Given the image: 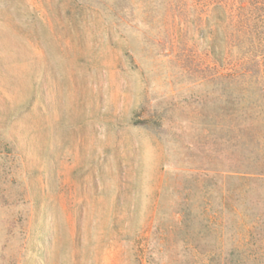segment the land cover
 I'll use <instances>...</instances> for the list:
<instances>
[{
  "label": "rangeland",
  "instance_id": "rangeland-1",
  "mask_svg": "<svg viewBox=\"0 0 264 264\" xmlns=\"http://www.w3.org/2000/svg\"><path fill=\"white\" fill-rule=\"evenodd\" d=\"M225 1L0 0V264H264V53Z\"/></svg>",
  "mask_w": 264,
  "mask_h": 264
},
{
  "label": "trees",
  "instance_id": "trees-1",
  "mask_svg": "<svg viewBox=\"0 0 264 264\" xmlns=\"http://www.w3.org/2000/svg\"><path fill=\"white\" fill-rule=\"evenodd\" d=\"M230 7V16L231 17V29L228 31V35L231 38H234L236 41L241 39V59L244 58L245 62L244 64H249L250 62L246 61L251 54L257 55V53L260 54V52L264 53V44L262 43V31L260 23V16H259V10L260 7H258V1L257 0H234V1H225V6ZM229 17V18H230ZM227 56L232 57V49L230 48L227 53ZM256 56V57H257ZM260 60L255 62L256 67H259V71L252 69H249L246 67L245 70H241L242 76H246L247 72H253L250 76H261L264 77V64L259 62ZM229 64L232 66L229 67V73L231 75L236 74V68L237 64H233L232 61H229ZM254 66V65H253ZM262 67V68H261ZM260 90L262 91V95L264 97V81L260 85ZM245 102H251V99H245ZM260 109H264V102L260 105ZM262 112V111H261ZM243 113V111H242ZM244 113L248 115V112L245 110ZM264 116V112L262 113ZM261 168V167H260ZM259 173H264L263 171L259 170ZM259 220H264V212L260 213Z\"/></svg>",
  "mask_w": 264,
  "mask_h": 264
}]
</instances>
